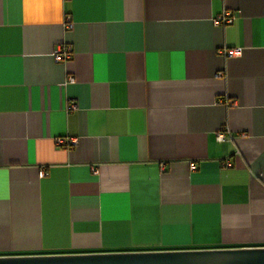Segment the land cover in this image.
Segmentation results:
<instances>
[{"label": "crops", "instance_id": "0c3cea01", "mask_svg": "<svg viewBox=\"0 0 264 264\" xmlns=\"http://www.w3.org/2000/svg\"><path fill=\"white\" fill-rule=\"evenodd\" d=\"M245 248L264 0H0V257Z\"/></svg>", "mask_w": 264, "mask_h": 264}, {"label": "water", "instance_id": "95a60500", "mask_svg": "<svg viewBox=\"0 0 264 264\" xmlns=\"http://www.w3.org/2000/svg\"><path fill=\"white\" fill-rule=\"evenodd\" d=\"M0 264H264V248L4 256Z\"/></svg>", "mask_w": 264, "mask_h": 264}, {"label": "built area", "instance_id": "2783aa9c", "mask_svg": "<svg viewBox=\"0 0 264 264\" xmlns=\"http://www.w3.org/2000/svg\"><path fill=\"white\" fill-rule=\"evenodd\" d=\"M233 20H234V17L232 15V13L226 12V13L220 15L219 17L215 18L213 20V23H214V25H227V24L232 23ZM240 52H241V49H236V50L228 51L227 55L230 57L238 56L240 54ZM71 57H72V52L70 49L63 52L62 48H58V49H56V51L54 53V59L57 62L67 61V60L71 59ZM231 104L234 105L233 102ZM75 108L76 107L74 105L71 106L72 110H74ZM217 139L219 142L223 143L226 140L225 133L223 131H220L218 133ZM57 143L60 146H65L66 144H75L76 141L75 140L67 141V139L60 138L57 140ZM226 165L231 166V163L227 162ZM192 169L195 170L196 167L193 166ZM41 175L43 176L44 173L42 172Z\"/></svg>", "mask_w": 264, "mask_h": 264}]
</instances>
